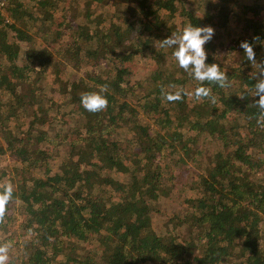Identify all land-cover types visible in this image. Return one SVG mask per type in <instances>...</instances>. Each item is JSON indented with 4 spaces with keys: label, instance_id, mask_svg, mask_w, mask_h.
Masks as SVG:
<instances>
[{
    "label": "trees",
    "instance_id": "16d2710c",
    "mask_svg": "<svg viewBox=\"0 0 264 264\" xmlns=\"http://www.w3.org/2000/svg\"><path fill=\"white\" fill-rule=\"evenodd\" d=\"M188 24L214 28L206 63L225 72L223 87L192 79L172 54L165 66L161 40ZM262 76L264 0H10L0 154L13 161L0 166V194L12 195L0 235L14 226L29 238L15 250L0 241L16 257L6 264H264ZM101 88L106 108L85 110L81 96ZM203 137L217 146L204 151ZM177 189L180 211L159 229L151 212Z\"/></svg>",
    "mask_w": 264,
    "mask_h": 264
},
{
    "label": "clouds",
    "instance_id": "9594fccd",
    "mask_svg": "<svg viewBox=\"0 0 264 264\" xmlns=\"http://www.w3.org/2000/svg\"><path fill=\"white\" fill-rule=\"evenodd\" d=\"M212 26H195L186 25L179 33H171L170 36L161 40V47L171 48L172 55L176 60L177 66L188 73L192 79L201 82H215L218 86L223 87L226 82V74L221 71L215 63H206V50L204 45L214 36ZM247 42H242L241 47L244 49L247 59L255 61L252 47ZM255 95L258 97L253 103L264 112V76L255 83ZM105 91L101 88L99 93L84 94L80 98L82 107L89 112H98L107 106V97L102 93ZM196 97L208 96L209 90L204 87H198L194 91ZM179 92L175 94H166L169 101L179 100ZM12 195L11 188L6 187L3 194H0V204L8 201ZM7 250L0 248V264H6Z\"/></svg>",
    "mask_w": 264,
    "mask_h": 264
},
{
    "label": "rangeland",
    "instance_id": "374dc122",
    "mask_svg": "<svg viewBox=\"0 0 264 264\" xmlns=\"http://www.w3.org/2000/svg\"><path fill=\"white\" fill-rule=\"evenodd\" d=\"M75 1L79 2V0H75ZM243 2H246V1H243ZM132 6H134V5H132ZM237 28H238V25H237V21H236L233 23V25L229 26L226 33H234L237 30ZM48 44L49 43H45V45H47V46H48ZM171 54H172V51H170L169 55L167 56L166 60L164 61L165 66H167V67H169V65L172 64L173 57L170 56ZM132 67L136 68V72H137L136 77H141L145 72V70L143 68L144 65H142L141 63L137 64V65L132 64ZM26 121H29V119H27ZM126 136L127 135L125 134V137ZM0 141H1L0 143L2 145V143L4 141L2 139ZM201 141H202V146H204L203 149L205 148L204 151L213 150L217 146V143L215 141H210L206 137H203L201 139ZM203 141L205 142L206 145L203 143ZM63 156H64V150L62 151L61 157H63ZM12 161H13V158H12V155L10 153L0 154V162H2V163H0V166L2 164L6 165L8 163H11ZM191 166L193 169H196V168L200 169L199 166L197 167V166L192 165V164H191ZM181 175L187 176L189 179L192 178L191 175H188V172L183 170V169L181 171ZM176 191H177V193H175V194L169 193L167 196H164L163 198H161L158 201L157 206L158 205L162 206L163 207L162 211L158 212L157 209H154L151 212L154 225L156 227H158L159 229L165 230L166 228L170 227V225H171V222L169 221V216H166L164 214L165 211H168V212L174 211L176 213H178L180 211L179 209H180V204L182 202V198L184 196V191L183 190L179 191V189H177ZM176 196H178V198H180V199H175ZM16 217L17 218L20 217L18 210L16 211ZM183 228H184V231L187 230L186 225H184ZM6 238H8V241H10L9 247L12 246V249L15 250V249H17L18 246L22 247L24 244L26 245L29 237L27 235L21 236L19 229H17L14 226L12 228L8 226L6 229H4L2 231V233L0 235V241L5 240ZM0 248H3V246H0ZM6 254H7L8 259L11 257H14V255L12 253L7 252ZM14 258H16V257H14Z\"/></svg>",
    "mask_w": 264,
    "mask_h": 264
},
{
    "label": "built area",
    "instance_id": "2783aa9c",
    "mask_svg": "<svg viewBox=\"0 0 264 264\" xmlns=\"http://www.w3.org/2000/svg\"><path fill=\"white\" fill-rule=\"evenodd\" d=\"M10 0H0V12H3Z\"/></svg>",
    "mask_w": 264,
    "mask_h": 264
}]
</instances>
